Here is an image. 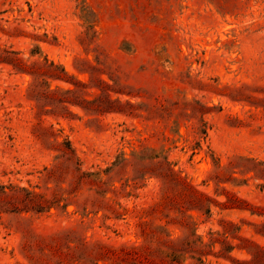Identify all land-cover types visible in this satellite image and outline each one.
<instances>
[{"label": "rangeland", "instance_id": "1", "mask_svg": "<svg viewBox=\"0 0 264 264\" xmlns=\"http://www.w3.org/2000/svg\"><path fill=\"white\" fill-rule=\"evenodd\" d=\"M0 264H264V0H0Z\"/></svg>", "mask_w": 264, "mask_h": 264}]
</instances>
